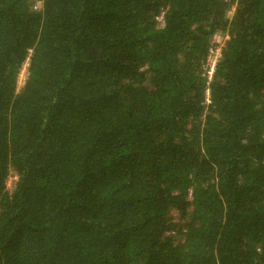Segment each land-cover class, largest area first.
<instances>
[{
  "label": "trees",
  "instance_id": "obj_1",
  "mask_svg": "<svg viewBox=\"0 0 264 264\" xmlns=\"http://www.w3.org/2000/svg\"><path fill=\"white\" fill-rule=\"evenodd\" d=\"M0 264H264V0H0Z\"/></svg>",
  "mask_w": 264,
  "mask_h": 264
},
{
  "label": "built area",
  "instance_id": "obj_2",
  "mask_svg": "<svg viewBox=\"0 0 264 264\" xmlns=\"http://www.w3.org/2000/svg\"><path fill=\"white\" fill-rule=\"evenodd\" d=\"M215 40H216V36L214 37V45L209 50V55L207 57L205 65L203 66L204 75H205V77L207 78L208 81L212 80V77L214 75L217 63L219 62V60L221 58L222 47L216 45V41ZM217 44H219V43H217ZM26 64H27V68H28V61H27L24 64V66H23V68H22V70L20 72V75H19V79H18L19 88L24 86L25 81H26V79L28 77V75H26L24 80L21 79V75H23V73H24L23 70L25 69ZM209 99H210V93H209V90H208V91H206V100H207V102H210Z\"/></svg>",
  "mask_w": 264,
  "mask_h": 264
},
{
  "label": "rangeland",
  "instance_id": "obj_3",
  "mask_svg": "<svg viewBox=\"0 0 264 264\" xmlns=\"http://www.w3.org/2000/svg\"><path fill=\"white\" fill-rule=\"evenodd\" d=\"M233 10H234V8H232V11H231V13H230V17H232V14H233ZM226 39V37L225 38H222V37H220L219 35H217L216 36V43H223L224 42V40ZM23 75H21V79L22 80H24V78H25V76L26 75H28V68H27V64H26V66H25V69L23 70ZM16 180H17V178L15 177V176H13L11 179H10V181H9V187H11L15 182H16ZM176 217V216H175ZM177 218V217H176Z\"/></svg>",
  "mask_w": 264,
  "mask_h": 264
}]
</instances>
